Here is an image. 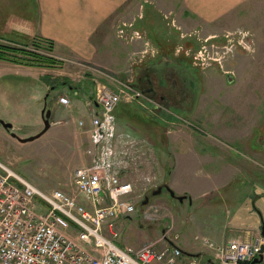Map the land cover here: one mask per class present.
I'll return each instance as SVG.
<instances>
[{"label":"rangeland","instance_id":"1","mask_svg":"<svg viewBox=\"0 0 264 264\" xmlns=\"http://www.w3.org/2000/svg\"><path fill=\"white\" fill-rule=\"evenodd\" d=\"M3 1L0 0V10ZM219 7L222 11L215 10L220 12L218 17L205 20L209 15L206 14L207 7L200 10L199 4H186L185 0H126L107 18V32L103 34L104 37L107 34V52L101 50L99 59L102 63L104 56L107 57V68L79 63L74 67L79 68L75 76L56 75L51 82L48 81V90H40V96L29 101L32 105L37 100L39 110L45 104L51 111L54 100L57 102L58 98L66 97L71 100L69 106L78 104L71 112L76 120L81 116V108H86V99L91 105L98 106L94 93L97 86L112 92L120 85L125 88L116 111V122L117 130L136 143V151L130 155L135 159L126 168L124 177L133 189L131 196L135 212L122 219V226H116L122 246L140 247L157 242L155 246L158 248L173 244L182 251V237L187 225L185 216H188L187 197L177 203L165 190L154 196L151 192L165 185L173 190L168 173L175 163L189 159L188 151L184 153V139L201 143L204 138L200 130L206 131L205 135L207 132L213 135L227 132L223 139L229 143L233 141L240 151L243 144L252 147V143L258 151L264 150V0H246L238 5ZM11 16L18 18L16 12ZM5 17L0 16V34L9 35L10 30L3 28L4 21H7ZM4 38L0 36V59L31 58L38 62L32 64H54L24 53L29 48L27 45L40 42L41 49L36 47L38 51L33 53L45 59L49 55L53 58L49 40L33 38L30 42L20 43ZM157 61L161 64L171 61L178 67L193 65L190 66L194 69L193 78L200 95L190 111L185 108V111L166 113L165 108L154 109L149 101L135 99L132 91L136 89L137 67ZM78 88L84 93L79 96L71 94L70 99L66 90L72 92ZM17 119L20 121H16L18 125L14 124L13 131L21 135L27 131L33 118L17 116ZM0 120L11 123L1 117ZM66 129L72 133L74 125L67 124ZM3 130L0 127V134H4ZM50 130L25 143L0 138V146L6 150L10 168L25 182L45 193L60 190L82 200L72 183L78 159L58 150L55 145L59 141L58 133ZM218 136L221 140L222 136ZM172 137L174 141L171 142ZM202 145L210 154H229V149L224 146L214 147L207 142ZM195 151L201 150L196 148ZM256 155L260 160L264 152ZM225 161L217 160L220 163ZM207 166L206 161L204 167ZM211 166H215V162L208 169ZM237 183V186L244 184L243 181ZM208 185L213 187L211 183ZM145 197L147 203L142 204ZM254 205L262 207L264 204L259 201ZM191 216L189 213V222L195 220ZM177 264H183L182 258Z\"/></svg>","mask_w":264,"mask_h":264},{"label":"crops","instance_id":"2","mask_svg":"<svg viewBox=\"0 0 264 264\" xmlns=\"http://www.w3.org/2000/svg\"><path fill=\"white\" fill-rule=\"evenodd\" d=\"M125 1H3L0 16H6L4 19L7 21H4L3 28L10 32L9 35L0 34V36L20 43L30 42L33 38L49 40L52 44L53 58L58 61L62 60V62L44 65L0 59V117L10 121L13 127L14 124L18 125L17 120L20 121L17 116L33 118L27 131L21 135L17 133L18 136L24 138L32 136L43 128L40 104L37 105L36 100V103L32 102L30 105L29 101L35 96L38 98L40 90H48V81L51 82L59 74L75 76L79 68L74 67H78L79 63H92L107 68L106 56L102 63L99 61L102 55L101 50L107 52V34L105 37L103 35L107 32L105 27L107 18ZM244 1L246 0H185V3L199 4L200 10L207 7L206 14L209 15L205 20H213L220 14L215 11L216 9L221 10L220 5H238ZM13 12L17 13L18 18L11 16ZM4 19L1 18V20ZM13 30H17L15 35H11ZM77 90L71 92L68 89L66 93L69 94L70 99L71 94L79 96L80 93H84L79 88ZM117 90H125V88L120 85L116 87L115 92ZM85 97L87 98V95ZM85 104L86 108H81V116L76 120L71 112L78 104L71 103L70 106H62L54 100L50 106L51 117L48 130L52 129L58 133L59 141L55 145L60 152L76 156L79 163L76 168L92 161V156L87 154V149L92 145L91 136L93 134L88 129L95 107L87 99ZM79 120H84L83 127L78 125ZM67 124L74 125L72 133H68ZM200 131L204 138L201 143L188 142L185 139L182 142L185 148L184 153L188 151L189 159L175 163L173 170L171 169L168 173L169 183L175 194L187 197L185 201L188 208V210L186 208L188 216H185L187 225L182 237L183 246H181L183 257L194 259L201 264H216L212 259L213 251L203 245V239L212 242L215 246H224L231 241L252 243L261 236V226L264 224V205L259 207L254 204L259 201L264 204V157L259 156V160L256 155L257 152H264V150L258 151L252 143V147L243 144V150L240 151L233 141L229 143L223 139L226 138V134L228 135L227 132L218 134L222 136L220 140L218 135H213L211 132L205 135L206 131ZM0 138L21 143L5 131L4 134H0ZM170 140L174 141V137ZM204 142L214 147L224 146L229 149V154L223 156L214 152L212 154L205 152L202 145ZM84 144H86L85 149H83ZM199 145L202 146L198 147ZM196 148L201 151H195ZM209 155H215V157ZM225 159V162H217V160ZM8 161L6 150L0 146V163L13 172ZM206 161L208 166L204 167ZM214 162L215 166L208 169ZM124 177H126V170L123 172ZM238 181H243L244 184L237 186ZM209 183L213 187L209 186ZM189 213L195 217L193 222H189ZM122 224L123 220L119 219L116 226L120 227ZM179 240L178 238V242ZM183 257V263L188 261ZM261 264H264V253Z\"/></svg>","mask_w":264,"mask_h":264},{"label":"built area","instance_id":"3","mask_svg":"<svg viewBox=\"0 0 264 264\" xmlns=\"http://www.w3.org/2000/svg\"><path fill=\"white\" fill-rule=\"evenodd\" d=\"M40 45L35 42L28 49L38 51ZM123 94L96 87L98 110H93L88 129L92 161L72 178L82 200L60 190L43 193L0 163V264H177L182 258L173 245H119L117 220L135 212L133 189L123 172L135 159L130 155L136 143L117 130L115 118ZM58 102L69 104L66 97ZM78 125L83 127L84 120ZM203 244L213 251L216 264H242L258 256L263 239Z\"/></svg>","mask_w":264,"mask_h":264},{"label":"flooded vegetation","instance_id":"4","mask_svg":"<svg viewBox=\"0 0 264 264\" xmlns=\"http://www.w3.org/2000/svg\"><path fill=\"white\" fill-rule=\"evenodd\" d=\"M190 65L178 67L171 61L146 63L137 67L139 72L134 86L139 90L141 99L149 101V105L152 103L154 109L165 108L166 113L171 110L181 112L187 108L190 111L196 97L200 95L197 93L198 84L193 78L194 69ZM172 200L179 202L175 197Z\"/></svg>","mask_w":264,"mask_h":264},{"label":"water","instance_id":"5","mask_svg":"<svg viewBox=\"0 0 264 264\" xmlns=\"http://www.w3.org/2000/svg\"><path fill=\"white\" fill-rule=\"evenodd\" d=\"M52 89V87L50 88ZM48 96V93L46 94V96L44 97V99ZM50 115H51V111L49 108L46 107V105L44 104L42 110H41V118H42V123H43V128L35 135L32 136H28L25 138H21L19 136H17V134L13 131V125L9 122H4L2 120H0V126L4 129V131L9 134L11 137L15 138L16 140H18L21 143H25V142H30L33 141L37 138H39L41 135H43L50 127ZM162 189H164L165 191L168 192V194L170 195V197L172 198H176L179 202H182L183 199H185V196H175V193L173 190H171L168 186H163V187H157L156 190H153L151 192V194L157 195L159 193H161ZM147 203V197L146 200H144L142 202V204ZM261 236L264 239V224H262L261 226ZM263 253H264V244L260 246L259 252H258V257L254 258L249 264H261L263 262Z\"/></svg>","mask_w":264,"mask_h":264},{"label":"trees","instance_id":"6","mask_svg":"<svg viewBox=\"0 0 264 264\" xmlns=\"http://www.w3.org/2000/svg\"><path fill=\"white\" fill-rule=\"evenodd\" d=\"M23 53V52H22ZM25 54H27L28 56H30V57H35L36 59H40V60H42L43 62H45V63H47V62H52L53 63V60L51 59V58H48L47 57V59H45V58H43V57H40V56H36L33 52H31V51H25L24 52ZM1 57V56H0ZM15 57V56H14ZM16 59H18V61L20 60V61H23V62H27V63H30V64H32V63H38V62H33L32 60H31V58L30 59H27V60H23V59H20V58H17V57H15Z\"/></svg>","mask_w":264,"mask_h":264}]
</instances>
